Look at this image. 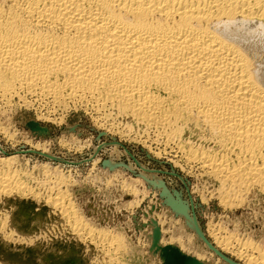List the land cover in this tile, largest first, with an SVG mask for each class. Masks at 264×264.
Wrapping results in <instances>:
<instances>
[{"label": "bare ground", "instance_id": "bare-ground-1", "mask_svg": "<svg viewBox=\"0 0 264 264\" xmlns=\"http://www.w3.org/2000/svg\"><path fill=\"white\" fill-rule=\"evenodd\" d=\"M14 99L53 107L86 102L99 112L111 108L154 126L173 143L185 131L199 132L206 145L175 144L187 164L223 186L264 190V0H0V103ZM13 192L22 196L26 189L15 174L0 172V195ZM29 201L34 208L28 215L44 223L48 208ZM66 202L59 195L50 203L56 215L73 222L68 229L76 240L88 238L106 254L119 248L120 239L87 228ZM155 202L151 214L162 209ZM37 207L44 211L35 212ZM19 222L3 214L0 232L23 242L27 231L21 232ZM151 229L145 224L140 231L149 245ZM213 236L219 247L232 249L226 238ZM34 248L39 263L42 245ZM238 254L245 264L262 263ZM7 257L0 254V264H30L18 254ZM195 259L205 264L201 256Z\"/></svg>", "mask_w": 264, "mask_h": 264}, {"label": "rangeland", "instance_id": "rangeland-1", "mask_svg": "<svg viewBox=\"0 0 264 264\" xmlns=\"http://www.w3.org/2000/svg\"><path fill=\"white\" fill-rule=\"evenodd\" d=\"M17 100L0 103V148L5 152L0 155V172L15 174L26 192L22 196L17 192L9 197L0 195V218L16 211L12 201L18 205L21 201L32 200L45 205L48 211L41 223L39 216V220L31 216L27 219V212L17 209L14 217L17 222L22 218L18 227L23 230L20 229L21 232L26 230L28 237L21 233L23 242L15 243L13 238L6 239V232L1 231L0 247L11 245L13 248H6L8 252L17 253L27 261L26 251L29 249L27 254H33L34 259L35 245H42V251L51 252L54 244H73L77 247L74 252L68 251V255L71 259L78 258L80 264H159L158 257L148 251L149 244L140 232L145 224L154 221V217L162 234L160 244L175 245L195 258L201 256L205 264H225L196 237L181 217L174 216L162 204L159 189L148 185L140 177L144 176L152 182L162 181L170 193L181 194L205 234V240L208 243L211 240L213 245H210L220 254L236 264H245L238 254L244 251L264 263V255H261L264 254V190L255 185L223 186L199 166L187 164L175 144L185 146L192 141V144L206 145L199 132L189 134L185 131L173 143L154 126L135 122L131 117H120L111 108L99 112L86 102L53 107L30 99L28 103ZM29 122L46 128L48 133L38 135L27 128ZM6 159L11 160L7 165ZM93 159L97 161L92 162ZM109 161L115 165L114 173L113 169L102 166ZM59 195L65 197L66 205L72 204L87 228L106 230L109 236L120 239L119 248L106 254L88 238L76 240L69 230L73 222L68 223L52 209L51 199ZM156 198L162 209L151 214L150 206L158 207ZM38 208L35 212L40 211ZM146 231L150 233L149 229ZM214 234L226 238L232 249L219 247L213 240Z\"/></svg>", "mask_w": 264, "mask_h": 264}, {"label": "water", "instance_id": "water-1", "mask_svg": "<svg viewBox=\"0 0 264 264\" xmlns=\"http://www.w3.org/2000/svg\"><path fill=\"white\" fill-rule=\"evenodd\" d=\"M27 128L30 130L36 131L38 135H46L47 134V129L42 128L38 126V124L34 122H29L27 125ZM28 152V151H27ZM30 152V151H29ZM32 153V151L30 152ZM102 166H106L109 170H112V167L109 166L108 162H104ZM145 182L148 183L152 188H157L159 189V197L162 199V204L166 207H168L171 212L173 213L174 216L182 217L184 220L185 225L196 235V237L202 241L208 249H210L217 257H219L225 264H236L232 262L230 259L227 257L223 256L220 254L217 250H215L210 243H208L201 230L200 227L192 214V211L188 209V204L186 201H183L181 199V194L176 193L172 191L171 193L168 192V190L165 188L164 184L160 180H155L154 182L147 180L144 176H140ZM14 206L17 207V209L20 211L22 203L27 205V213L26 214H33V204L31 202L23 201L22 203L19 202L18 205L15 204V201H12ZM10 203V202H9ZM16 211L13 213V215L16 214ZM44 211V208L40 207V213ZM39 213V214H40ZM189 213V214H188ZM25 214V215H26ZM31 214V215H32ZM31 215H26L25 218L29 219ZM152 229H151V241L150 245L148 248V251L153 255L157 256L159 260V264H203V262L196 260L190 255H186L178 250V248L174 245H163L160 246L158 244V239H159V231L155 223L152 221L151 223ZM52 251L51 252H46L42 251L41 249L38 251V259L42 262H46L47 264H80V261L78 258L74 256L73 259H71L68 255L69 252H74L75 248H72L70 244L68 245H59V244H54L52 246ZM26 251V249H24ZM29 251V250H27ZM26 251V256H28ZM60 252V253H58ZM0 254L1 255H8V259L10 256H16L14 252L8 253V250L6 248L0 247ZM34 259H36V255L34 256ZM32 258H29L30 264H38L34 262L35 260ZM33 260V262H31ZM71 261V263L69 262Z\"/></svg>", "mask_w": 264, "mask_h": 264}]
</instances>
